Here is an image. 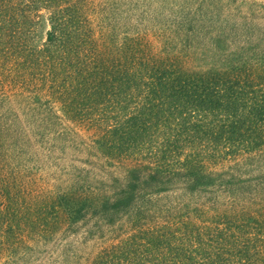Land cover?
<instances>
[{"label": "trees", "instance_id": "obj_1", "mask_svg": "<svg viewBox=\"0 0 264 264\" xmlns=\"http://www.w3.org/2000/svg\"><path fill=\"white\" fill-rule=\"evenodd\" d=\"M86 6L85 0H0V66H14L21 82L52 83V94L65 102L68 95L70 101L85 96L86 105L67 106L76 119L91 125L116 119L104 127L105 137H115V142L100 143L124 167L123 185L113 198L99 201L92 191L69 190L49 202L53 212L65 206L76 219L86 204L91 208L104 200V214L125 211L129 217L134 203L139 215L152 199L169 195L189 199L226 192L232 200L211 219L205 209L218 204L214 198L206 197L211 202L201 207L190 208L184 201L156 210L152 205L154 214L146 223L130 220L134 232L102 249L88 264H260L256 222L238 207L248 202L239 189L244 181L213 168L218 159L240 154L249 155L245 160L250 166L257 157L264 160L260 75L236 66L185 67L179 55L153 56L143 49L142 39L128 38L115 55L101 59L99 47L106 38L93 37L87 28ZM41 11L50 26L46 42L28 46L35 19H43ZM115 94L120 100L110 104ZM10 175L0 145V253L8 254L28 248L24 219L43 227L51 216L43 208V214H22L21 193L8 181ZM44 230L37 236L50 234Z\"/></svg>", "mask_w": 264, "mask_h": 264}, {"label": "rangeland", "instance_id": "obj_2", "mask_svg": "<svg viewBox=\"0 0 264 264\" xmlns=\"http://www.w3.org/2000/svg\"><path fill=\"white\" fill-rule=\"evenodd\" d=\"M85 1L87 28L93 37L106 38L104 46L99 47L101 59L115 55L116 48L128 38L142 39L143 49L153 56L179 55L185 67L251 69L260 75L259 88L264 94V0ZM40 13L43 19H35L36 32L29 35L28 46L43 47L46 42L50 26L45 11ZM98 39L96 42L100 43ZM11 56L12 53L8 55ZM4 68L0 66V145L12 173L8 181L20 190L22 214L42 213L45 209L51 216L48 226L43 227L24 219L21 227L29 232L24 240L28 248L10 254L2 251L0 264H88L102 249L134 232L130 231V220L141 218L146 223L154 214L152 205L156 210L184 201L190 208L201 207L211 202L207 197L219 204L205 209L210 219L227 210L225 207L232 200L223 192L193 197L196 199H177L174 195L152 199L140 208L139 215L136 213L139 205L134 203L129 217L125 211L104 214L100 205L104 200L91 208L86 204L76 219L71 216L73 213L67 215L65 206L56 207L55 214L49 202L69 190L71 194L77 190L92 191L99 201L113 198L114 191L123 185L124 167L112 160L100 143L102 139L115 142V137H105L104 127L116 119L102 125L76 119L67 106L86 105L85 96L76 95L77 100L70 101L68 95L65 102L62 96L52 94V83L39 79L35 84L21 82L14 66L6 64ZM26 80L30 81V76ZM110 99V104L120 100L117 94ZM247 156L218 159L213 168L244 181L239 189L244 191L243 200L248 202H240L238 207L251 213L256 222L260 235L255 243L261 254L260 264H264V160L257 157L250 166V161L245 160ZM242 170L245 171L240 174ZM44 229L50 234L37 236Z\"/></svg>", "mask_w": 264, "mask_h": 264}]
</instances>
